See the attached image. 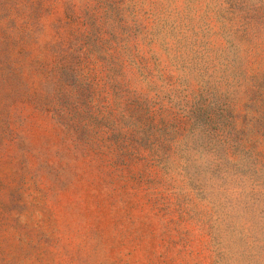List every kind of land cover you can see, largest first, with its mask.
Returning a JSON list of instances; mask_svg holds the SVG:
<instances>
[{"label": "rangeland", "instance_id": "rangeland-1", "mask_svg": "<svg viewBox=\"0 0 264 264\" xmlns=\"http://www.w3.org/2000/svg\"><path fill=\"white\" fill-rule=\"evenodd\" d=\"M0 264H264V0H0Z\"/></svg>", "mask_w": 264, "mask_h": 264}]
</instances>
